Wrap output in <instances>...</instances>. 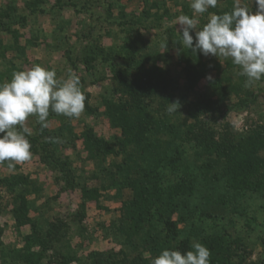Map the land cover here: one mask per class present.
Returning a JSON list of instances; mask_svg holds the SVG:
<instances>
[{
  "label": "rangeland",
  "instance_id": "obj_1",
  "mask_svg": "<svg viewBox=\"0 0 264 264\" xmlns=\"http://www.w3.org/2000/svg\"><path fill=\"white\" fill-rule=\"evenodd\" d=\"M236 2L218 0L209 12H231ZM239 2L256 11L255 0ZM190 4L191 0H0V83L35 64L55 69L58 77H66L71 69L80 78L89 107L79 118L50 110L47 128L30 116L25 126L32 131L31 160L15 168L0 164V264H28L39 252V264H91L90 252L108 251L117 253L115 264L128 263L124 259L137 250L123 244L122 203L137 196L138 186L132 174L129 187L116 179L124 153L112 144L122 135L111 114L117 103L130 104L137 97L129 96V90L141 91L159 70L168 84L155 89L156 105L168 92H180L184 98L177 97L178 113L184 115L199 96H212L215 131L241 137V146H249L246 153L264 154V79L245 87L246 77L230 58L204 56L183 46L176 20L193 16ZM207 18L208 13L196 17V30ZM165 41L167 47H161ZM186 61L197 69L200 63L204 70L189 90L183 86ZM162 115L171 117L165 109ZM86 132L106 142H100L101 150L86 140ZM258 135L263 140L258 141ZM108 144L116 154L105 153ZM258 216L264 219V212ZM254 233L264 237V224ZM250 259L264 264V244L253 245Z\"/></svg>",
  "mask_w": 264,
  "mask_h": 264
},
{
  "label": "trees",
  "instance_id": "obj_2",
  "mask_svg": "<svg viewBox=\"0 0 264 264\" xmlns=\"http://www.w3.org/2000/svg\"><path fill=\"white\" fill-rule=\"evenodd\" d=\"M186 62L183 86L189 90L204 70L200 63L197 69ZM158 73L141 91L129 90V96L138 98L126 105L117 103L111 114L122 135L112 144L124 153L116 179L129 187L132 174L130 179L138 186L137 196L122 203L123 244L137 250L125 262L151 264L163 249L184 253L193 242H200L211 252L210 264H261L251 260L250 254L255 243L264 244V237L254 233L264 224L258 216L264 204L256 203V199L264 202V154L246 153L249 146H241V137L215 131L217 111L212 96H199L192 107L187 105L184 115L178 110L169 113L171 117L162 115L169 103L184 96L168 92L166 100L156 105L155 89L168 84L163 72ZM84 135L98 150L106 143L91 139L87 132ZM113 145L106 146V154H116ZM18 212H23L21 206ZM41 256V252L32 254L28 264H39ZM89 258L91 264L119 260L112 251L106 255L90 252Z\"/></svg>",
  "mask_w": 264,
  "mask_h": 264
},
{
  "label": "clouds",
  "instance_id": "obj_3",
  "mask_svg": "<svg viewBox=\"0 0 264 264\" xmlns=\"http://www.w3.org/2000/svg\"><path fill=\"white\" fill-rule=\"evenodd\" d=\"M218 0H191L193 16L177 17V30L182 44L204 56L231 59L240 75L246 77L245 87L264 79V0H255L256 11L241 6L239 0L231 12H209ZM208 13L207 22L196 30V17ZM195 33V37L190 33ZM167 41L161 47H167ZM210 79V77H209ZM86 96L80 78L71 69L66 77H58L55 69L35 64L26 70L14 71L10 81L0 83V164L9 168L31 160L32 135L25 121L35 116L41 128L49 126L50 110L57 115L79 118L85 109ZM178 101L169 103L168 113L177 112ZM210 250L193 242L191 250L163 249L151 264H210Z\"/></svg>",
  "mask_w": 264,
  "mask_h": 264
}]
</instances>
